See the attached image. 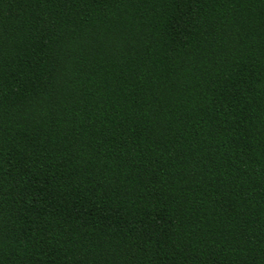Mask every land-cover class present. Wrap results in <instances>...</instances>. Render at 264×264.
I'll return each instance as SVG.
<instances>
[{
	"label": "trees",
	"instance_id": "1",
	"mask_svg": "<svg viewBox=\"0 0 264 264\" xmlns=\"http://www.w3.org/2000/svg\"><path fill=\"white\" fill-rule=\"evenodd\" d=\"M0 264H264V0H0Z\"/></svg>",
	"mask_w": 264,
	"mask_h": 264
}]
</instances>
